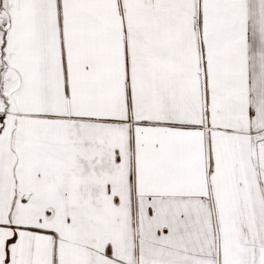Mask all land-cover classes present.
Instances as JSON below:
<instances>
[{
  "label": "snow or ice",
  "instance_id": "obj_1",
  "mask_svg": "<svg viewBox=\"0 0 264 264\" xmlns=\"http://www.w3.org/2000/svg\"><path fill=\"white\" fill-rule=\"evenodd\" d=\"M0 264H264V0H0Z\"/></svg>",
  "mask_w": 264,
  "mask_h": 264
}]
</instances>
